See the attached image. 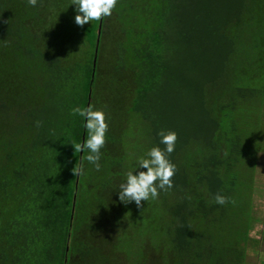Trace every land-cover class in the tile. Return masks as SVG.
<instances>
[{
    "label": "trees",
    "instance_id": "16d2710c",
    "mask_svg": "<svg viewBox=\"0 0 264 264\" xmlns=\"http://www.w3.org/2000/svg\"><path fill=\"white\" fill-rule=\"evenodd\" d=\"M71 4L0 0V264H247L264 240L249 236L264 0H118L99 44L101 21L75 24ZM89 103L109 124L99 172L71 146ZM160 129L178 136L174 187L125 204L126 162Z\"/></svg>",
    "mask_w": 264,
    "mask_h": 264
},
{
    "label": "clouds",
    "instance_id": "9594fccd",
    "mask_svg": "<svg viewBox=\"0 0 264 264\" xmlns=\"http://www.w3.org/2000/svg\"><path fill=\"white\" fill-rule=\"evenodd\" d=\"M38 0H27L30 7L35 8ZM118 0H72L74 22L83 26L92 21H101L110 17L116 8ZM73 116L79 117L85 136L81 142L71 146L75 152L87 153L83 160L91 165L95 171L101 170V149L105 145V136L109 128L106 113L89 103L87 106L76 105L71 109ZM158 143L149 147L142 154H132L126 162L127 171L123 172L122 181L118 186L119 200L123 203L134 202L138 207L141 201H155L162 192L173 189V178L177 173V165L170 159L176 150L177 133L170 129H160L157 133ZM160 145H163L161 148ZM143 170V171H142ZM84 174L83 163L73 169V175ZM217 205L223 206L234 203L230 197L217 193L213 197ZM258 229H254L249 236L255 239Z\"/></svg>",
    "mask_w": 264,
    "mask_h": 264
},
{
    "label": "rangeland",
    "instance_id": "374dc122",
    "mask_svg": "<svg viewBox=\"0 0 264 264\" xmlns=\"http://www.w3.org/2000/svg\"><path fill=\"white\" fill-rule=\"evenodd\" d=\"M257 191H260L255 195V212L256 215L264 219V155L261 156L258 163V171L256 175ZM255 229H258L257 235L261 238L264 235V220L258 224ZM259 238V239H260ZM264 238V237H263ZM261 252L260 255L255 251ZM249 256L247 257V264H261L264 259V240L262 241L261 248L251 249ZM257 251V252H258Z\"/></svg>",
    "mask_w": 264,
    "mask_h": 264
},
{
    "label": "water",
    "instance_id": "95a60500",
    "mask_svg": "<svg viewBox=\"0 0 264 264\" xmlns=\"http://www.w3.org/2000/svg\"><path fill=\"white\" fill-rule=\"evenodd\" d=\"M101 27H102V20H101V23H100V28H99V31H98V44H99V41H100V36H101ZM96 52H97V50H96ZM95 63H96V61H95ZM82 155H83V153H81V155H80V161H81V158H82ZM74 209V208H73ZM73 218V217H72ZM68 249H69V244H68V247H67Z\"/></svg>",
    "mask_w": 264,
    "mask_h": 264
}]
</instances>
